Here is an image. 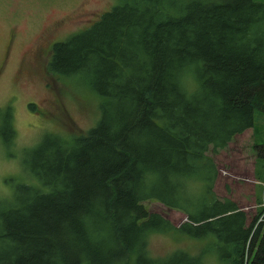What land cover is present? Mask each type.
Instances as JSON below:
<instances>
[{
	"label": "trees",
	"instance_id": "trees-1",
	"mask_svg": "<svg viewBox=\"0 0 264 264\" xmlns=\"http://www.w3.org/2000/svg\"><path fill=\"white\" fill-rule=\"evenodd\" d=\"M116 1L51 49L48 72L86 78L100 119L31 149L33 180L0 198V264H264L263 211L217 198L209 156L264 113V2ZM14 134L0 111L1 146ZM253 150L264 168V144ZM146 202L187 220L176 227ZM154 234L202 247L152 258Z\"/></svg>",
	"mask_w": 264,
	"mask_h": 264
},
{
	"label": "rangeland",
	"instance_id": "rangeland-1",
	"mask_svg": "<svg viewBox=\"0 0 264 264\" xmlns=\"http://www.w3.org/2000/svg\"><path fill=\"white\" fill-rule=\"evenodd\" d=\"M264 2V0H254ZM116 0H0V111L11 109L14 139L0 144V198H10L32 175L28 154L45 136L70 139L85 134L100 119V97L86 78H58L48 72L54 44L67 40L94 24ZM33 105L35 110H30ZM264 144V113H254V126L223 150L209 152L217 169L214 193L231 200L251 218L262 210L259 195L264 168L256 162L254 145ZM34 182V181H32ZM150 213L159 214L179 227L187 218L160 202H146ZM202 244L173 235L147 238L152 258H164L183 250L198 254Z\"/></svg>",
	"mask_w": 264,
	"mask_h": 264
}]
</instances>
